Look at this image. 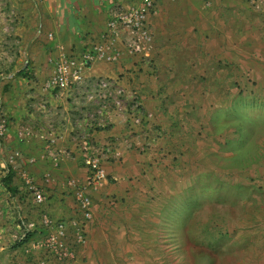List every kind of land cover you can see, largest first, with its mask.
I'll use <instances>...</instances> for the list:
<instances>
[{
  "label": "crops",
  "instance_id": "1",
  "mask_svg": "<svg viewBox=\"0 0 264 264\" xmlns=\"http://www.w3.org/2000/svg\"><path fill=\"white\" fill-rule=\"evenodd\" d=\"M140 1L0 0V54L9 56L0 60V264L205 260L208 207L176 205L174 198L206 176L190 165L192 157L206 160L201 128L234 110L241 87L264 93V5L154 0L143 52L118 42L115 61L83 70L85 80L108 77L126 91L124 108L96 123L89 117L95 104L83 91H52L44 81L60 56L77 57L101 42L114 10ZM130 102L138 109L129 110ZM84 141L106 150V178L95 184L87 182ZM82 198L89 200L87 216ZM247 209L244 219L255 227L249 244L261 249L264 206ZM43 216L63 224L61 252L37 247L53 230L41 224ZM28 221L36 229L19 236ZM81 226L86 237L79 243L74 230ZM246 255L234 264H264V252Z\"/></svg>",
  "mask_w": 264,
  "mask_h": 264
},
{
  "label": "rangeland",
  "instance_id": "2",
  "mask_svg": "<svg viewBox=\"0 0 264 264\" xmlns=\"http://www.w3.org/2000/svg\"><path fill=\"white\" fill-rule=\"evenodd\" d=\"M0 56L5 61L9 57ZM249 87L259 88L253 84ZM240 91L234 110L214 116L212 124L199 132L207 144L206 160L192 157L190 165L193 172L206 176L193 181L186 195L174 198L176 205L208 207L204 214L209 218L205 226L208 236L202 238L201 253L205 260L201 264H234L246 259L248 252H264L263 246L260 249L254 243L249 244L248 232L255 227L244 219L248 216V206H264V93H247L245 87ZM132 108L130 102L128 109ZM112 110L120 111L112 106L106 112ZM190 218L188 221L194 224ZM19 232V236L22 232L25 236L31 231L23 228ZM175 246L178 249L177 243Z\"/></svg>",
  "mask_w": 264,
  "mask_h": 264
},
{
  "label": "built area",
  "instance_id": "3",
  "mask_svg": "<svg viewBox=\"0 0 264 264\" xmlns=\"http://www.w3.org/2000/svg\"><path fill=\"white\" fill-rule=\"evenodd\" d=\"M254 8H260L264 5V0H243ZM154 0H141L137 6L123 7L114 10L106 22V28L101 34V42L93 47L86 48L77 57L72 55H62L53 63L52 74L44 81V88L57 90L61 92L83 91L86 97L94 104L96 110L90 114V119L100 123L104 113L112 106L117 110H122L125 106L126 91L116 82L108 77H98L92 81L85 80L83 70L92 66L93 63L104 59L107 62H113L117 58L115 52L116 43L120 42L125 49L132 54H139L144 51L146 45V15L152 11ZM133 100L134 97H132ZM134 111L138 109V104L133 102ZM149 115H146L148 118ZM143 118V115H140ZM140 121V120H138ZM141 123V121L139 122ZM4 129V120L0 121V132ZM83 163L87 168V182L89 184L98 183L106 178L103 169V156L105 149L98 148L94 144L83 142L81 146ZM35 201L43 202V194L38 189H33ZM81 207L86 216L89 207V200L82 198ZM41 224L53 228V230L44 238V244L40 243L37 247L45 246L48 248H57L62 251L61 238L67 236L65 228L60 222L52 223L48 218H42ZM25 229L34 231L36 223L34 221L26 222ZM76 239L82 243L86 237V231L83 226L74 230ZM62 243V244H61ZM62 252V255L72 256L71 253Z\"/></svg>",
  "mask_w": 264,
  "mask_h": 264
}]
</instances>
